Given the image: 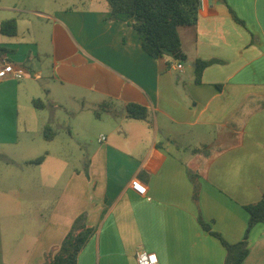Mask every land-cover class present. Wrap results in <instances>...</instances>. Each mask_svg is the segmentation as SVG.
Masks as SVG:
<instances>
[{
    "label": "crops",
    "instance_id": "obj_1",
    "mask_svg": "<svg viewBox=\"0 0 264 264\" xmlns=\"http://www.w3.org/2000/svg\"><path fill=\"white\" fill-rule=\"evenodd\" d=\"M11 19L17 33H0V64L28 75L0 81V166L9 177L0 183V264H43L82 214L93 234L77 264H137L142 252L159 264H223L224 247L198 221L238 243L244 206L264 193V0H201L196 25L178 30L181 70L168 55L147 56L129 20H109L104 0L69 8L0 0V25ZM196 61L213 62L200 83ZM128 104L145 107L147 120L127 118ZM46 125L56 131L48 142ZM59 138L77 139L89 154L84 168L58 156L67 155ZM28 168L47 172L22 184ZM247 242L243 264H264V224Z\"/></svg>",
    "mask_w": 264,
    "mask_h": 264
},
{
    "label": "trees",
    "instance_id": "obj_2",
    "mask_svg": "<svg viewBox=\"0 0 264 264\" xmlns=\"http://www.w3.org/2000/svg\"><path fill=\"white\" fill-rule=\"evenodd\" d=\"M107 4L109 20H129L130 28L137 34L142 50L153 59H160L165 55L170 56L175 61L185 62L186 56L181 49V40L178 33L181 27H194L197 21L199 0H104ZM233 19L241 23L235 15ZM2 35L13 37L17 33V22L15 19L3 21L0 25ZM213 64L212 61H196L195 83H200L202 71ZM35 109L44 107V103L37 99L32 101ZM126 116L132 120H147L148 111L145 107L128 104L126 105ZM108 105L101 104L94 111L96 118L101 113L107 111ZM56 135V131L49 126L43 128V138L51 141ZM205 147L193 150L196 154L202 152ZM44 157L30 162L39 165ZM189 180L193 184L192 199L198 203L199 186L197 176L188 173ZM248 214V224L243 240L229 244L226 243L219 234L213 232L209 225L199 219L201 228L218 239L225 249L223 264H243L249 255L248 236L252 228L257 224H264V193L255 204L244 206ZM93 234V228L87 226L85 215L77 217L72 223L67 235L60 246L50 254L45 256L43 264H77V257L80 251Z\"/></svg>",
    "mask_w": 264,
    "mask_h": 264
},
{
    "label": "rangeland",
    "instance_id": "obj_3",
    "mask_svg": "<svg viewBox=\"0 0 264 264\" xmlns=\"http://www.w3.org/2000/svg\"><path fill=\"white\" fill-rule=\"evenodd\" d=\"M50 1H54V3L56 5H54L53 2H50ZM47 3L48 7L50 8H53V7H59V8H69L71 6H78L82 3H85V4H88L90 2V0H42V3ZM47 6H44V8H46ZM57 142L54 144L56 145L57 149L60 151H63V148L64 150L66 149L67 150V155H64V154H58L59 157H63V158H67V162L72 164V167L74 169H82L86 166L87 164V161H88V158H89V154L86 153V151L84 149H81L79 147V145L77 144V139H75L73 141V143H70V142H66L64 141V139H57L56 140ZM80 142V141H79ZM41 143V142H40ZM42 145H46L42 142ZM80 145L83 146V144H81L80 142ZM85 148V146H83ZM183 156V158H185L186 156L183 155V154H180ZM34 165V164H33ZM6 168H4V166H0V183L2 182H6V180H9V177H6V173L4 170ZM10 169V168H8ZM26 169V168H25ZM28 169H31V172L26 171L25 173H23L21 175V183H27L29 184L30 181L28 180H31L32 177H43L44 174L47 172V170H38V172L34 173V168H28ZM7 171V170H6ZM8 182V181H7ZM32 188V186H31ZM16 237H18L19 235L18 234H15Z\"/></svg>",
    "mask_w": 264,
    "mask_h": 264
},
{
    "label": "built area",
    "instance_id": "obj_4",
    "mask_svg": "<svg viewBox=\"0 0 264 264\" xmlns=\"http://www.w3.org/2000/svg\"><path fill=\"white\" fill-rule=\"evenodd\" d=\"M201 0H199L200 3ZM176 68L178 70L182 69V65L180 61H176ZM28 75V72L21 68L15 67L13 64L8 62H3L0 64V81L5 79H13V80H21L25 76ZM104 140V137L100 139ZM131 187L135 190L139 195H144L146 192V187L141 184L138 180L132 181ZM137 264H159L158 257L154 253L142 252L136 256Z\"/></svg>",
    "mask_w": 264,
    "mask_h": 264
}]
</instances>
